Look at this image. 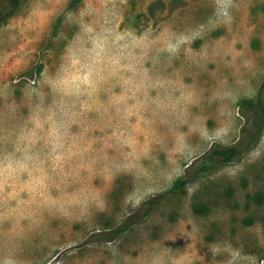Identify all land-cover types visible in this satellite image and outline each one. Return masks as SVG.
<instances>
[{"label": "rangeland", "instance_id": "rangeland-1", "mask_svg": "<svg viewBox=\"0 0 264 264\" xmlns=\"http://www.w3.org/2000/svg\"><path fill=\"white\" fill-rule=\"evenodd\" d=\"M69 3L23 0L0 24V264H264V128L87 240L237 139L264 79V0Z\"/></svg>", "mask_w": 264, "mask_h": 264}, {"label": "trees", "instance_id": "trees-1", "mask_svg": "<svg viewBox=\"0 0 264 264\" xmlns=\"http://www.w3.org/2000/svg\"><path fill=\"white\" fill-rule=\"evenodd\" d=\"M8 8L0 12V24L10 17L21 5L23 0H7ZM81 0H70L69 6L77 5ZM33 68L23 72L24 76H31ZM264 79L257 88L254 97L244 98L239 102L238 113L243 118L240 124L237 139L228 145L217 142L212 143L197 158L192 160L184 169L181 176L176 178L169 189L162 193L149 196L144 200L136 212L126 216L111 229L95 230L88 235L87 240L110 241L121 233L125 232L138 219L145 217L155 206L161 197L166 194H180L185 191L186 185L202 176L208 175L224 164L230 163L244 153L249 151L259 139L264 128V99H263Z\"/></svg>", "mask_w": 264, "mask_h": 264}]
</instances>
